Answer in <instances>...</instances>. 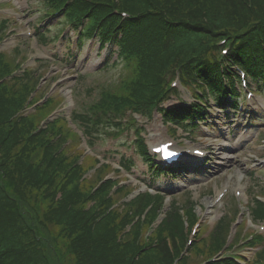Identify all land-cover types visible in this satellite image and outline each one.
<instances>
[{
  "label": "trees",
  "instance_id": "obj_1",
  "mask_svg": "<svg viewBox=\"0 0 264 264\" xmlns=\"http://www.w3.org/2000/svg\"><path fill=\"white\" fill-rule=\"evenodd\" d=\"M118 1L117 4L113 0H94L87 7L96 9V3H100L102 9L93 13L98 18L115 5L135 13L152 6L148 0ZM154 1L157 7L150 10L162 9L169 16L187 18L189 34L184 41L170 46L171 59L179 53L183 59L190 58L196 67L199 54L216 36L223 34L243 33L241 44L245 45V52H260L251 23L264 22V0ZM260 30L264 34V29ZM201 40L209 43L203 46ZM130 59L129 76L143 75L138 90L145 95L157 93L150 75L155 68L147 67L150 69L147 73L135 55ZM8 104L12 105L10 100L0 96V264H62V261L63 264H173V254L164 241L138 259L133 256L132 246L116 243L119 228H113L109 220L95 228L86 226L85 214L75 210L81 196L73 181L63 178L60 171L42 170L48 154L40 146L43 136L34 137L19 148L16 146L18 137H24L30 128L28 124L17 129L13 123H5L12 113L11 107L7 110ZM57 192H61L60 199L56 198ZM167 224L173 233H178L179 220L174 212ZM174 250L176 253L177 249ZM263 259L264 253L259 255V260Z\"/></svg>",
  "mask_w": 264,
  "mask_h": 264
},
{
  "label": "rangeland",
  "instance_id": "obj_2",
  "mask_svg": "<svg viewBox=\"0 0 264 264\" xmlns=\"http://www.w3.org/2000/svg\"><path fill=\"white\" fill-rule=\"evenodd\" d=\"M7 1H11L14 2L16 1L15 3H18V6H21V4H23V8L24 10L21 12V14L19 13L18 15V18H17V26L19 25V28L17 30H22L24 29L25 25H27L28 22H31V24L34 26L36 23H37V17L39 16L38 13L34 14L35 11L37 10V7H34V5L37 4V2L35 0H7ZM32 4L33 7L31 6L30 8L28 7V5ZM21 9H22V6H21ZM10 12H13V11H10ZM34 14V15H33ZM10 23H14L13 21H10ZM52 24H55V21H53ZM57 30V27H53L51 32H55ZM54 35V33H50L48 34V37H52ZM12 41V40H11ZM11 41L7 42L6 45H13V43H11ZM26 43H28V41H26ZM89 46V44H88ZM47 50L49 49L50 51H52V45H48L47 47ZM87 52L83 50V52L79 53L78 57L77 58L76 56H74L72 58V60L74 61V63H76V68H77V71L78 73L80 72V74L82 73V75H84V79L83 81H81V83L78 82V78H72L70 80V78L68 79V82H67V85L69 84H72V83H76V86L77 85H81V92L79 94V98L81 99V101H83V103H89L93 100V98L95 97V93H96V90L91 94V95H86L84 93V88L85 86H89V85H92V84H95L97 82H103L105 79H109L111 76L112 77H116L117 74H118V70H119V66H109L105 69H101V70H97V67L98 66H102V62L104 61V54L103 52L101 51H97L96 50V47H94L93 49L89 50V57L88 59L86 60L85 58V53ZM36 53L38 54H41V52L37 49ZM87 54V53H86ZM35 55V51H33V54L30 53V56L31 58L34 57ZM115 56L112 57V60H114ZM111 60V61H112ZM73 65H71V67H74ZM28 68H33V69H39L41 68V64L39 62H35V61H29L28 62V65H27ZM52 67V66H51ZM51 67L49 68V70L51 72H49V74L47 73L46 77L42 80V85L43 87L46 85H48L51 81V79H54L56 77H58V75L54 76L55 73H58L59 76H60V72L62 73V76L64 77H67L68 76V68H65V67H61V65L59 66V68H52ZM46 68H47V65H45V68H42V70L44 69L46 71ZM41 70V71H42ZM85 72V73H84ZM75 75V72L72 73V76ZM49 76H53L51 79ZM49 77V78H48ZM66 87V85L64 86ZM62 87V88H64ZM156 122V120H154ZM157 122H159L157 120ZM264 125V122L263 124ZM131 132H124L122 137H124V140H126V143L125 144H128L129 143V140L132 138V136L130 135ZM121 138V137H120ZM246 141H244L243 143L247 142L249 143L248 144V148L241 152V157L242 156H246L248 160H243L242 158H239L238 161H239V164L237 163V166H242V170L243 171H251V170H254L255 168L258 167V164L264 160V155L260 153H251L253 152L252 149H254V151L256 150V145L255 146H252V141H254L255 137H252V136H249V137H246L245 138ZM124 140H121V142H124ZM262 142V141H261ZM84 148V147H83ZM115 151H113L111 153V155L115 156V158H118L119 157V153L120 154H126V155H130L131 152H132V147L130 148H127L125 146H123L122 144H119L117 145L116 147H113ZM258 149V148H257ZM119 151V152H117ZM97 152H100V151H97ZM255 154V157H252V155ZM138 166H143L141 163L139 164L138 162ZM134 170V173L135 174H131L129 175L130 177V180L133 182V183H137L138 182V179H136V172L137 173H140L141 169H137L136 167L133 169ZM259 169H256L254 170V173L253 174H250L248 173L247 176H246V186L251 188V186L254 185V188L255 190L259 191V193H261V189L264 187V172L260 173L258 172ZM133 172V171H131ZM122 175H126V174H120V176ZM223 180V177L219 179V181L217 182H222ZM162 181L161 177L157 179V182H160ZM218 184V183H217ZM153 186H156V185H153ZM141 187L143 189H145V186L141 185ZM209 188V187H208ZM213 188L214 190L216 189V184L213 185ZM203 194H208V190L205 191V193ZM203 194L199 197V203H205L206 200L208 198H210L209 196L207 197H203ZM196 209L197 211L199 210V207L198 205L196 206ZM226 212V210L224 211ZM215 215H213L212 217H207L206 218V223H205V227H206V230L210 229L213 225H214V222H215ZM60 251H62L60 249ZM48 255L50 256V258L53 260L54 257L53 255L48 252ZM62 264H63V261H62Z\"/></svg>",
  "mask_w": 264,
  "mask_h": 264
}]
</instances>
